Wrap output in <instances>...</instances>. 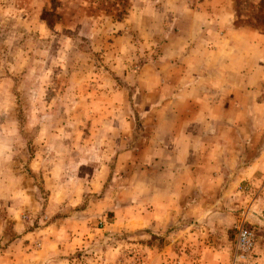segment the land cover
<instances>
[{
    "label": "rangeland",
    "instance_id": "374dc122",
    "mask_svg": "<svg viewBox=\"0 0 264 264\" xmlns=\"http://www.w3.org/2000/svg\"><path fill=\"white\" fill-rule=\"evenodd\" d=\"M212 245L264 264V0H0V264Z\"/></svg>",
    "mask_w": 264,
    "mask_h": 264
},
{
    "label": "crops",
    "instance_id": "0c3cea01",
    "mask_svg": "<svg viewBox=\"0 0 264 264\" xmlns=\"http://www.w3.org/2000/svg\"><path fill=\"white\" fill-rule=\"evenodd\" d=\"M181 140L179 142H177L176 140L175 141H171L168 143L167 147H177L179 146ZM258 163V162H256ZM160 210L163 209V210H166L168 205L164 204L162 201H160V203H158V206H157ZM162 212V211H160ZM188 215H190L189 212H186ZM148 219H146V224L150 225V226H155L156 224H159V225H163V218H161V216L158 218L155 214L152 215V213H149L145 215ZM222 245H220L218 248H216L214 245H212L210 248H208L206 251V254H207V264H215V260H216V257H215V254L216 253H220L223 254L225 253V248L221 247ZM151 255V254H150ZM186 254L181 251L180 253V256L177 258V260L175 261V264H205L204 263V258L201 256L200 258H196V259H190L189 257L187 258L185 256ZM151 259H152V256H151ZM151 259L149 260V262L147 264H153L151 262Z\"/></svg>",
    "mask_w": 264,
    "mask_h": 264
},
{
    "label": "built area",
    "instance_id": "2783aa9c",
    "mask_svg": "<svg viewBox=\"0 0 264 264\" xmlns=\"http://www.w3.org/2000/svg\"><path fill=\"white\" fill-rule=\"evenodd\" d=\"M252 247V234L244 227H240L236 237V250L239 251L240 258H246Z\"/></svg>",
    "mask_w": 264,
    "mask_h": 264
}]
</instances>
